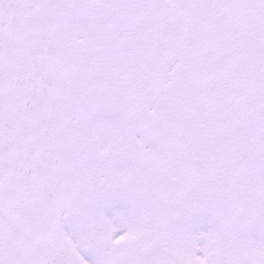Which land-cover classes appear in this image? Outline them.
<instances>
[{
  "label": "snow or ice",
  "instance_id": "6c2138e0",
  "mask_svg": "<svg viewBox=\"0 0 264 264\" xmlns=\"http://www.w3.org/2000/svg\"><path fill=\"white\" fill-rule=\"evenodd\" d=\"M0 264H264V0H0Z\"/></svg>",
  "mask_w": 264,
  "mask_h": 264
}]
</instances>
